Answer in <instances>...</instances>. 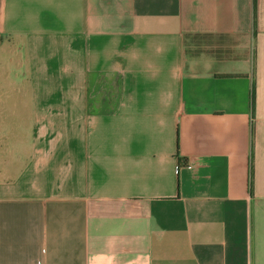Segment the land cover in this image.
<instances>
[{
  "label": "crops",
  "instance_id": "1",
  "mask_svg": "<svg viewBox=\"0 0 264 264\" xmlns=\"http://www.w3.org/2000/svg\"><path fill=\"white\" fill-rule=\"evenodd\" d=\"M0 264H264V0H0Z\"/></svg>",
  "mask_w": 264,
  "mask_h": 264
},
{
  "label": "rangeland",
  "instance_id": "2",
  "mask_svg": "<svg viewBox=\"0 0 264 264\" xmlns=\"http://www.w3.org/2000/svg\"><path fill=\"white\" fill-rule=\"evenodd\" d=\"M100 99H94V104H93V106L92 107H94V109H98V108H100L101 107V105H99L100 104Z\"/></svg>",
  "mask_w": 264,
  "mask_h": 264
},
{
  "label": "trees",
  "instance_id": "3",
  "mask_svg": "<svg viewBox=\"0 0 264 264\" xmlns=\"http://www.w3.org/2000/svg\"><path fill=\"white\" fill-rule=\"evenodd\" d=\"M110 111H111V109H110ZM183 163V162H182ZM184 163H185V161H184Z\"/></svg>",
  "mask_w": 264,
  "mask_h": 264
}]
</instances>
